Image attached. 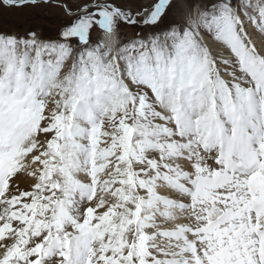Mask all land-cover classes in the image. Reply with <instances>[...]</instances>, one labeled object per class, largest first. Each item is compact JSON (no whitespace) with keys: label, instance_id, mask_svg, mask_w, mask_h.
I'll list each match as a JSON object with an SVG mask.
<instances>
[{"label":"snow or ice","instance_id":"obj_1","mask_svg":"<svg viewBox=\"0 0 264 264\" xmlns=\"http://www.w3.org/2000/svg\"><path fill=\"white\" fill-rule=\"evenodd\" d=\"M185 3L0 33V264H264V0Z\"/></svg>","mask_w":264,"mask_h":264},{"label":"rangeland","instance_id":"obj_2","mask_svg":"<svg viewBox=\"0 0 264 264\" xmlns=\"http://www.w3.org/2000/svg\"><path fill=\"white\" fill-rule=\"evenodd\" d=\"M66 4L70 10H80L84 5H90L93 0H55ZM126 8H131L135 11L138 6L148 2V0H117ZM215 0H206V3L211 4ZM185 0H177V6L169 14L168 18L160 27L170 23H183L185 12L187 11ZM82 14V13H77ZM77 14H69L66 7L57 3L39 2L35 5L25 4L21 6H0V33L14 34L20 37H26L30 31H34L37 37L43 41H57L60 39L62 30L75 18ZM152 29L138 26H121L120 28V43L126 40L137 38L138 34L147 36ZM100 32L94 34L93 39L100 36ZM254 39L257 42L261 37L254 34ZM71 63V61H69ZM23 179V180H22ZM31 178L21 174L19 183L25 187L30 183ZM23 182V183H22Z\"/></svg>","mask_w":264,"mask_h":264},{"label":"bare ground","instance_id":"obj_3","mask_svg":"<svg viewBox=\"0 0 264 264\" xmlns=\"http://www.w3.org/2000/svg\"><path fill=\"white\" fill-rule=\"evenodd\" d=\"M55 1V0H54ZM58 2H60V1H58ZM65 4V3H64ZM62 5V4H61ZM65 6H66V4H65ZM64 6V7H65ZM72 12H74V13H72V15L73 14H77V13H75V10H71ZM68 12V11H67ZM69 13V12H68ZM99 38L101 39V40H103V41H105V42H107V40H108V37H107V35L106 34H103V33H101L100 34V36H99ZM121 37H120V34H119V36L117 37V38H114L115 39V41H116V43L117 44H119L121 41V39H120ZM23 180V179H22ZM23 183V182H22ZM21 185V187H25L23 184H20Z\"/></svg>","mask_w":264,"mask_h":264},{"label":"water","instance_id":"obj_4","mask_svg":"<svg viewBox=\"0 0 264 264\" xmlns=\"http://www.w3.org/2000/svg\"><path fill=\"white\" fill-rule=\"evenodd\" d=\"M41 2H43V0H41ZM47 3H59V4H62L63 6H65V4L63 3V2H58V1H54V0H48V2ZM92 4V3H91ZM90 4V5H91ZM79 11V10H78ZM72 12V11H71ZM76 12V11H75ZM72 13H74V12H72Z\"/></svg>","mask_w":264,"mask_h":264},{"label":"flooded vegetation","instance_id":"obj_5","mask_svg":"<svg viewBox=\"0 0 264 264\" xmlns=\"http://www.w3.org/2000/svg\"><path fill=\"white\" fill-rule=\"evenodd\" d=\"M55 4H57V3H55ZM67 9H68V8H67ZM75 13H80V12L77 10Z\"/></svg>","mask_w":264,"mask_h":264}]
</instances>
